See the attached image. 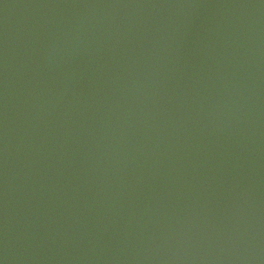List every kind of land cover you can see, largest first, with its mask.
<instances>
[{
  "label": "water",
  "instance_id": "95a60500",
  "mask_svg": "<svg viewBox=\"0 0 264 264\" xmlns=\"http://www.w3.org/2000/svg\"><path fill=\"white\" fill-rule=\"evenodd\" d=\"M0 261L264 264V0H0Z\"/></svg>",
  "mask_w": 264,
  "mask_h": 264
},
{
  "label": "snow or ice",
  "instance_id": "6c2138e0",
  "mask_svg": "<svg viewBox=\"0 0 264 264\" xmlns=\"http://www.w3.org/2000/svg\"><path fill=\"white\" fill-rule=\"evenodd\" d=\"M0 264H2V261H0Z\"/></svg>",
  "mask_w": 264,
  "mask_h": 264
},
{
  "label": "clouds",
  "instance_id": "9594fccd",
  "mask_svg": "<svg viewBox=\"0 0 264 264\" xmlns=\"http://www.w3.org/2000/svg\"><path fill=\"white\" fill-rule=\"evenodd\" d=\"M2 264H4V262L2 261Z\"/></svg>",
  "mask_w": 264,
  "mask_h": 264
}]
</instances>
